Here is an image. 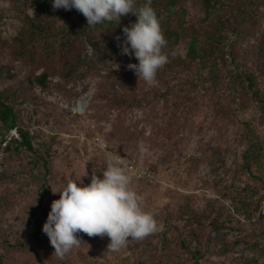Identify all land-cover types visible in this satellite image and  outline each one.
I'll list each match as a JSON object with an SVG mask.
<instances>
[{"label":"rangeland","instance_id":"rangeland-1","mask_svg":"<svg viewBox=\"0 0 264 264\" xmlns=\"http://www.w3.org/2000/svg\"><path fill=\"white\" fill-rule=\"evenodd\" d=\"M175 1L169 10L165 0H151L162 34L165 24L189 27L201 39L218 30L217 58L162 67L149 86L128 69L134 57L111 49L110 32L100 34L102 52L90 44L89 53L85 34L70 28L74 14L62 11L45 16L53 30L44 35L56 45L67 41L57 62L75 63L79 55L85 61L68 76L53 70L41 86L31 80L44 65L17 53L18 37L38 18L33 0H0V94L33 147L11 144L15 128L0 121V264H264V218L256 215L264 198V0L252 20L226 0ZM145 2L135 1L133 11ZM135 21L130 12L115 24L123 29ZM189 40L176 47L180 55ZM96 137L114 157L153 174L148 181L125 170L162 230L119 251L108 249L106 235L79 232L81 245L59 257L42 226L59 199L53 192L102 177L108 150Z\"/></svg>","mask_w":264,"mask_h":264},{"label":"clouds","instance_id":"clouds-1","mask_svg":"<svg viewBox=\"0 0 264 264\" xmlns=\"http://www.w3.org/2000/svg\"><path fill=\"white\" fill-rule=\"evenodd\" d=\"M134 3L135 0H51L53 9H75L81 13L88 28L105 22L118 23L121 16L131 12L136 21L122 29L125 39L121 52L136 59L137 63H129L127 67L137 79L154 86L157 71L168 62L162 52L167 41L151 0H146L135 12ZM86 48L89 53L94 52L90 44ZM105 156L107 163L102 177L93 174L88 184L72 180L53 192L59 193V199L52 201L42 231L59 257L81 245L79 232L90 237L106 235L110 240L108 249L119 251L129 240H141L162 230V225L142 209L139 196L130 189L123 158L118 154L114 157L111 152Z\"/></svg>","mask_w":264,"mask_h":264},{"label":"trees","instance_id":"trees-1","mask_svg":"<svg viewBox=\"0 0 264 264\" xmlns=\"http://www.w3.org/2000/svg\"><path fill=\"white\" fill-rule=\"evenodd\" d=\"M165 1V8L169 10L175 9V0ZM226 2L235 12L243 15V18L245 17L246 19L252 20L256 16V10L258 9L261 0H226ZM33 4L38 13V18L31 20L27 28L29 31L27 32V30H24V33L18 37L17 49V53L20 56L24 55L26 58L28 57L34 59L44 65L43 72L36 75L31 82H35L41 86H46L47 78L54 72L53 70H57L56 72L62 71L64 76H68V73L78 70V64H80V62L85 61L84 58L79 55V58L76 59L75 63H73L72 59L57 62L58 59H62V57H64V48L67 45V41L63 38V41H60L59 44L56 45L55 39L48 38L44 35L51 33L53 30V27L49 25L47 19L45 18V16L48 17L51 13L55 14L62 11L69 15L73 13L74 15H70V28L72 29L74 27L73 32L75 33L82 32L85 34L87 39L86 42L94 46L98 52H102L100 45L102 42L100 39L101 32L103 30L110 32L111 34L108 36L109 38H107V43L115 54L118 56L123 55L121 52V46L123 44L124 33L122 32V29L117 28L115 22H105L94 28H88L85 17L75 9L67 11L64 9H53L51 0H33ZM247 27L245 28V31L248 30L249 27ZM225 28L231 30L234 34L241 32L233 23H228ZM221 34V32L218 33V30L215 29L208 30L205 34V38L201 39L199 33L191 32L189 27H181L178 29L175 26L171 27V25L165 24L163 27V36L167 43L162 48V52L168 57V62L163 67H193L201 64L203 61H206V59L209 60L211 58H217V51L221 46ZM30 35L34 37L33 42H37L36 39L38 40L39 36L44 37V40L42 43L30 44ZM185 36H189L190 40L186 47L185 55L182 56L177 52L176 47L182 42V39ZM54 61H56L58 65L55 69H52ZM244 77L247 78L249 82L252 81L251 74H246ZM249 86L250 88L252 87L251 85ZM19 120V116L16 114L14 108L5 102L0 94V121L9 130L15 128L19 135V139L11 138L12 141L10 143H15L19 146H24L29 150H33L32 141L28 132L20 127ZM245 154L246 153H244V157L246 158L247 155ZM254 159L256 160V156ZM43 162L44 165L47 164L45 159H43ZM246 164L247 166L249 165V163ZM260 201L261 199L258 201L256 215L257 217L262 218L259 214H257ZM31 214L33 215V212ZM34 230L33 225L30 224V235L33 237L37 236Z\"/></svg>","mask_w":264,"mask_h":264},{"label":"built area","instance_id":"built-area-1","mask_svg":"<svg viewBox=\"0 0 264 264\" xmlns=\"http://www.w3.org/2000/svg\"><path fill=\"white\" fill-rule=\"evenodd\" d=\"M14 138H18L19 139V135L18 132L16 131V129L14 130ZM95 141L102 147V149L104 150H108L107 149V144L103 141V139L101 137H96ZM124 160V159H123ZM124 168L126 171H128L129 173H131L132 175L139 177V178H143L146 179L148 181H152L153 180V174L143 168V167H138L136 165H134L133 163H130L126 160H124ZM257 214H259L262 218H264V198L261 199L260 203H259V207L257 209Z\"/></svg>","mask_w":264,"mask_h":264}]
</instances>
